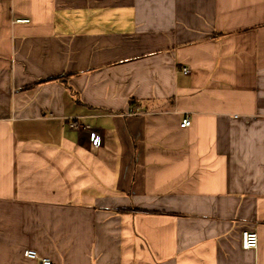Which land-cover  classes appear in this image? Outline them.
Returning <instances> with one entry per match:
<instances>
[{"label":"crops","instance_id":"0c3cea01","mask_svg":"<svg viewBox=\"0 0 264 264\" xmlns=\"http://www.w3.org/2000/svg\"><path fill=\"white\" fill-rule=\"evenodd\" d=\"M27 249L264 264V0H0V264Z\"/></svg>","mask_w":264,"mask_h":264},{"label":"built area","instance_id":"2783aa9c","mask_svg":"<svg viewBox=\"0 0 264 264\" xmlns=\"http://www.w3.org/2000/svg\"><path fill=\"white\" fill-rule=\"evenodd\" d=\"M19 22V21H18ZM25 22V21H21ZM183 73H187L186 69L181 70ZM190 122L187 116L181 119L179 123L180 128L189 127ZM92 142L94 144L99 143V137L96 134L92 135ZM240 245L243 250H253L257 247V236L254 232H242L240 237ZM22 257L29 260H35L37 264H53L52 260L45 257H39L33 250L27 249L22 252Z\"/></svg>","mask_w":264,"mask_h":264}]
</instances>
